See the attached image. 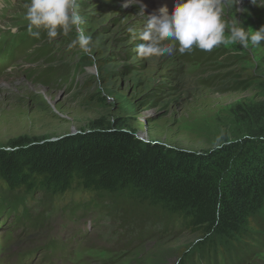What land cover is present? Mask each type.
Here are the masks:
<instances>
[{
	"label": "rangeland",
	"instance_id": "374dc122",
	"mask_svg": "<svg viewBox=\"0 0 264 264\" xmlns=\"http://www.w3.org/2000/svg\"><path fill=\"white\" fill-rule=\"evenodd\" d=\"M29 2L0 0V29L9 24L16 29L0 30L3 55L25 37L24 6ZM77 3L81 27L92 36L90 54L69 49V44L57 48L54 64L63 73L57 77L45 76L47 66L28 53L14 56L13 66L0 69V149L20 138L55 140L87 132L100 118L120 120L141 141L194 152L220 147L264 125V94L255 84L264 80V41L247 49L223 44L198 55V63L186 60L193 52L140 58L135 49L143 43L138 33L144 21L137 4L125 8V0ZM259 4L239 0L233 9L245 30L264 26V7ZM227 15L230 19L233 13ZM129 26L137 29V38L128 33ZM72 33L75 39L77 33ZM212 53L222 57L210 62L206 56ZM87 196L54 199L47 220L34 230H10L11 217L1 215L0 264L22 252L31 257L30 264H175L176 253L192 242L185 232L157 235L160 225L146 222L144 227L122 211H109L108 216L100 213V206L96 212ZM101 204L108 210L110 204ZM139 225L143 241L125 251ZM150 230L154 233L147 235ZM51 240L59 243L58 249L44 255ZM256 262L264 264V249L250 264Z\"/></svg>",
	"mask_w": 264,
	"mask_h": 264
},
{
	"label": "trees",
	"instance_id": "16d2710c",
	"mask_svg": "<svg viewBox=\"0 0 264 264\" xmlns=\"http://www.w3.org/2000/svg\"><path fill=\"white\" fill-rule=\"evenodd\" d=\"M72 39V32L49 40L44 31L39 39L26 31L13 50L41 59L45 76L57 77L63 73L54 64V51ZM191 52L186 60L198 63L194 59L210 51ZM212 54L206 56L210 62L222 57ZM255 84L264 94V80ZM261 126L203 152L137 140L120 120L104 118L87 132L55 140L16 139L0 149V216L11 217L16 228L39 227L54 199L88 195L107 212L122 211L144 227L160 225L157 235L188 233L192 242L176 253L175 264H250L264 249ZM101 202L110 204L108 210ZM34 204L38 211L32 216ZM142 225L132 231L125 251L143 241Z\"/></svg>",
	"mask_w": 264,
	"mask_h": 264
},
{
	"label": "clouds",
	"instance_id": "9594fccd",
	"mask_svg": "<svg viewBox=\"0 0 264 264\" xmlns=\"http://www.w3.org/2000/svg\"><path fill=\"white\" fill-rule=\"evenodd\" d=\"M251 2L257 4V0ZM238 3L239 0H174L171 13L166 5L148 16L141 12L144 23L138 38L143 43L136 46L137 56H171L175 51L191 52L194 47L212 51L223 44H239L242 49H247L249 44L260 45L264 41V26L255 31L245 30L233 11ZM128 6V2L122 5ZM259 6L264 7V0H260ZM24 7L27 31L32 37L39 39L44 31L52 40L75 30L77 35L70 41L69 49L91 53L92 36L86 35L81 27L84 21L77 0H30ZM229 12L233 13L230 19ZM0 30L16 31L10 24ZM127 31L133 39L137 38L136 28L129 26Z\"/></svg>",
	"mask_w": 264,
	"mask_h": 264
},
{
	"label": "bare ground",
	"instance_id": "6f19581e",
	"mask_svg": "<svg viewBox=\"0 0 264 264\" xmlns=\"http://www.w3.org/2000/svg\"><path fill=\"white\" fill-rule=\"evenodd\" d=\"M128 2L137 4L146 16L155 13L160 7L166 5L169 10L172 11L174 7V0H125ZM170 11V12H171Z\"/></svg>",
	"mask_w": 264,
	"mask_h": 264
},
{
	"label": "water",
	"instance_id": "95a60500",
	"mask_svg": "<svg viewBox=\"0 0 264 264\" xmlns=\"http://www.w3.org/2000/svg\"><path fill=\"white\" fill-rule=\"evenodd\" d=\"M137 140H140L139 138H137V137H135ZM144 142H146V141H144ZM148 143H151V144H153L154 142H148Z\"/></svg>",
	"mask_w": 264,
	"mask_h": 264
}]
</instances>
